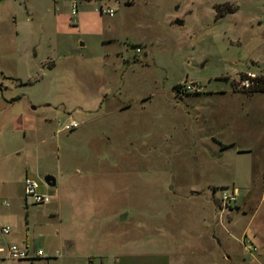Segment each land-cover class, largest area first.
Segmentation results:
<instances>
[{
  "label": "rangeland",
  "instance_id": "rangeland-1",
  "mask_svg": "<svg viewBox=\"0 0 264 264\" xmlns=\"http://www.w3.org/2000/svg\"><path fill=\"white\" fill-rule=\"evenodd\" d=\"M99 5L0 0V195L17 224L60 252L50 264L63 239L93 264H264V91L236 86L264 65V0ZM25 174L50 202L24 201Z\"/></svg>",
  "mask_w": 264,
  "mask_h": 264
},
{
  "label": "built area",
  "instance_id": "built-area-1",
  "mask_svg": "<svg viewBox=\"0 0 264 264\" xmlns=\"http://www.w3.org/2000/svg\"><path fill=\"white\" fill-rule=\"evenodd\" d=\"M80 1H91V0H68L69 2V10L71 15H75L78 12L79 9V2ZM100 3V5L96 8V10L100 14H105L108 16H113L114 9L107 5L109 1H117L120 0H96ZM136 51H139L138 48H136ZM264 77V65L259 68L257 71H246L238 76V80L236 82V86L238 89H248L250 88L254 83H258V80ZM183 91H193L195 89H199L197 82H189V83H183L181 87H179ZM75 126V123L73 121H69L64 124L63 128L70 129ZM23 194L25 199H29L31 203L33 204H42L46 203L49 200V195L44 192L39 191V183L36 179L25 176L23 179ZM238 196V190L236 187H228L221 189L218 198L215 200L222 205H229L235 203ZM9 231V225L5 224L0 226V232L3 234L8 233ZM242 244L245 245L244 240H242ZM248 251L256 250L254 246L249 244L247 246ZM60 252L56 250L54 252V256H59ZM45 256L43 251L40 249L37 250H29L25 246H18L15 244H8V245H0V259L3 258H14L18 260L23 259H32L34 257H41Z\"/></svg>",
  "mask_w": 264,
  "mask_h": 264
},
{
  "label": "crops",
  "instance_id": "crops-1",
  "mask_svg": "<svg viewBox=\"0 0 264 264\" xmlns=\"http://www.w3.org/2000/svg\"><path fill=\"white\" fill-rule=\"evenodd\" d=\"M25 176H27V174H25ZM3 181H0V184L6 183V190H9L8 182L5 180H3ZM55 184H56V179H55ZM2 188H3V185H2V187H0V191L3 190ZM39 191L47 193L49 195L47 190L43 189V186L40 183H39ZM0 194H1V192H0ZM238 197H239V195H238ZM238 197H237V200H238ZM10 199L12 201L14 200V198H8V200H7V198H5V199L1 198V195H0V201H2V205H0V218H3L2 220H0V226L5 225V224L9 225L8 233L3 234L0 232V245H8L11 240H17L18 246H25L29 250H37V249L43 250V253L45 256L34 257L32 259L18 260L17 264H50L49 261H46V260H48L49 258H53V257L56 258L57 256H54V252L57 249H53L54 245L49 240H41L40 244L37 243L35 241L36 234L32 230L29 229V226H28L29 221L26 220L23 224L21 223L20 226L17 224L19 222H18L17 218L15 220L16 215L13 213V210H11V202L10 203L8 202ZM24 201H26L25 197H24ZM50 201H51V196L49 195L48 202H50ZM48 202H46V203H48ZM46 203H42V204H46ZM25 207H26V216H27L28 215L27 204L25 205ZM71 213L72 214L70 215V218L72 216H75V219H79L82 217V214L79 212H71ZM60 221L62 222V218L60 219ZM62 223L64 224V222H62ZM78 223H79V226L81 227L82 220H80ZM11 226H12V228L18 229V237H16V236H11L10 238L7 237L8 234L11 232ZM63 227H64V225H62V228ZM61 242L59 244L60 245L63 244V248H64L63 257L65 259L62 264H72L73 260L76 261L77 257H82V258L87 259L88 260L87 264H93V261H92L93 256L91 255V252H86L83 254L82 248L80 246H78L76 243H73L72 241H70L68 239H63ZM47 250L50 251L49 252L50 254H46L44 252ZM79 253H82V254H79ZM97 253H98V257H99L98 264H103V259H102L103 255H101L99 252H97ZM174 253L178 254V252H176V251ZM59 256H61V254ZM6 259H8V258L0 259V264H2V262L7 263ZM138 263H139V261L135 259L134 254H130V255H128L127 258H125L123 260H119L117 258V256H115V260H113L112 262L110 261L109 264H138ZM106 264H108V263H106Z\"/></svg>",
  "mask_w": 264,
  "mask_h": 264
},
{
  "label": "trees",
  "instance_id": "trees-1",
  "mask_svg": "<svg viewBox=\"0 0 264 264\" xmlns=\"http://www.w3.org/2000/svg\"><path fill=\"white\" fill-rule=\"evenodd\" d=\"M215 9V16L216 18H221L226 13L233 12L235 9L229 6L228 4H217L214 6ZM177 87H181V84H179ZM243 91H264V77H261L258 80V83H254L250 88L248 89H240Z\"/></svg>",
  "mask_w": 264,
  "mask_h": 264
},
{
  "label": "water",
  "instance_id": "water-1",
  "mask_svg": "<svg viewBox=\"0 0 264 264\" xmlns=\"http://www.w3.org/2000/svg\"><path fill=\"white\" fill-rule=\"evenodd\" d=\"M43 182L48 187H53L55 185V178L51 175H46L43 178Z\"/></svg>",
  "mask_w": 264,
  "mask_h": 264
}]
</instances>
